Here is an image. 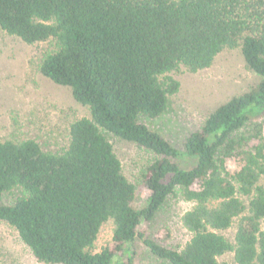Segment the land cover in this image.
<instances>
[{"label": "trees", "instance_id": "trees-1", "mask_svg": "<svg viewBox=\"0 0 264 264\" xmlns=\"http://www.w3.org/2000/svg\"><path fill=\"white\" fill-rule=\"evenodd\" d=\"M0 29L28 45L51 42L39 73L89 110L63 147L0 140V201L19 193L0 204V222L36 261L127 264L142 224L179 198L191 204L180 216L189 240L167 249L143 239L154 257L220 264L230 254L233 264H264V0H0ZM236 49L258 83L214 109L182 153L140 123L168 109L180 87L171 74L208 69ZM109 137L154 155L139 209ZM182 155L194 165L177 164ZM229 159L239 164L233 173ZM107 222L115 249L93 253Z\"/></svg>", "mask_w": 264, "mask_h": 264}, {"label": "rangeland", "instance_id": "rangeland-1", "mask_svg": "<svg viewBox=\"0 0 264 264\" xmlns=\"http://www.w3.org/2000/svg\"><path fill=\"white\" fill-rule=\"evenodd\" d=\"M51 42L28 45L7 35L0 29V140L19 142L34 140L42 148L63 147L68 142V130L72 122L89 117L87 107L77 103L67 87L58 86L43 77L38 66L49 50ZM179 82L178 93L171 98L166 112L160 117L140 123L159 134L165 141L183 152V143L198 131L205 118L219 105L255 86L259 77L250 72L238 49L220 53L208 69L190 73L184 68L171 74ZM252 119L250 125L260 123ZM252 127H247L251 130ZM264 135V131H263ZM113 150L122 164L123 173L134 185L133 207L141 208L145 202V190L141 173L154 159V155L135 144L109 137ZM175 162L190 168L194 160L180 156ZM239 164L236 159L226 161V168L233 173ZM18 192L4 194L0 204L10 205ZM191 204L171 198L150 222L139 228L143 239H149L167 249L181 248L190 234L181 226L180 216ZM233 229L225 232L231 240ZM113 224L105 223L91 249H115L112 240ZM136 238L130 248L127 264H168L154 257ZM220 264H233L230 254L219 259ZM0 264H45L36 261L30 251L19 241L16 232L0 222Z\"/></svg>", "mask_w": 264, "mask_h": 264}]
</instances>
